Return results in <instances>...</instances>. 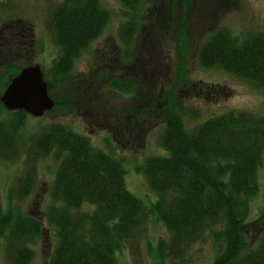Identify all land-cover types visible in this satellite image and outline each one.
<instances>
[{
  "label": "trees",
  "instance_id": "16d2710c",
  "mask_svg": "<svg viewBox=\"0 0 264 264\" xmlns=\"http://www.w3.org/2000/svg\"><path fill=\"white\" fill-rule=\"evenodd\" d=\"M118 1L125 12L118 39L126 46L140 17L141 0ZM158 16L147 15L150 25ZM171 17L163 20H167L168 29L174 27L180 47L184 22L180 21L176 29ZM108 18L100 0H62L53 6L47 29L58 51L43 75L53 100L52 108L45 113L74 107L82 117L86 114V122H94L88 118L94 113L89 87H75L69 73L75 58L101 33ZM0 27L23 33L17 42L0 44V64L3 59L12 62L5 64L0 76L1 93L12 76L32 63L27 60L31 55L29 26L16 20L0 23ZM16 53L22 60L19 67L13 65ZM123 55L129 60L131 49L126 47ZM196 61L204 69H219L254 83L264 97V32L240 37L225 27H214L197 45ZM179 70L173 79L178 87L175 96L168 91L162 103H155L157 94H147L145 109L143 99L142 107L136 104L132 109H122L124 118L116 114V127L106 131H116L118 141L125 136L121 141L131 152L129 143L144 140L140 134L146 119L153 114L161 116L157 143L164 153L146 156L136 167L156 195L149 207L126 189L123 163L128 158L118 155V147L112 146L106 136L103 147H96L87 135L60 122H50L26 135L24 125L30 115L23 110H7L0 103V160H13L20 153L25 156L24 172L14 190L7 193L6 207H0V239L8 264H28L32 258L30 245L40 237L39 222L13 210L11 196L22 200L34 191L37 162L49 155L56 161L47 188L51 204L43 213L55 235L49 264H117L119 253L143 236L151 217L167 232V240L161 239L153 247L159 259L183 261L190 246L208 232L214 250L211 264H264V229L251 246L243 233L250 216V200L258 192L257 172L264 162V116L230 110L202 117L194 108L189 115L198 120L184 126L177 111V95L195 89L196 95L204 92L214 96L217 88L206 82L185 83L182 64ZM131 77L110 79L107 86L123 95L132 94L136 80ZM60 88L63 96H58ZM54 90L58 95L50 94Z\"/></svg>",
  "mask_w": 264,
  "mask_h": 264
},
{
  "label": "rangeland",
  "instance_id": "374dc122",
  "mask_svg": "<svg viewBox=\"0 0 264 264\" xmlns=\"http://www.w3.org/2000/svg\"><path fill=\"white\" fill-rule=\"evenodd\" d=\"M61 1L0 0V23L21 20L31 29V35H29L31 55L27 60L36 64L44 76L58 51L51 41L47 22L53 6ZM185 1L141 0L138 12L140 17L134 34L130 38V43L124 46L118 39L119 28L125 20L124 10L118 0H100L102 6L108 11L109 18L101 33L75 58L69 73L75 87L81 88L84 84L89 87L94 102L92 107L94 109L91 108V110L94 113L88 118H92L94 122L90 125L86 122V114L82 117L74 107H71L54 109L40 117L28 116L24 125V133L27 135L50 122H60L70 129L87 135L96 147H103L102 139L106 136L112 146L118 147L116 153L128 158L123 163L126 170L124 178L126 189L147 207L153 203L156 195L147 187L145 178L136 170V167L141 164L144 157L164 153L157 143V136L162 129V118L160 115L153 114L146 119L145 135L144 132L140 134L144 140L129 143L127 145V148L131 149L129 152L124 149V142L121 141L125 136L120 137L118 141L116 131L106 134L110 127H116L113 122L116 114L124 116L122 109H132L136 107V104L142 107L143 100L145 109L148 104L147 94H157L158 99L155 103H162L168 91L175 96L178 87L173 85V79L177 77L180 71L179 65L182 64L184 73L182 80L185 83L206 82L217 88V95L214 96L205 95L204 92L196 95L195 89L183 91L177 95L178 107H180L177 111L184 126L190 127L198 120L189 115L194 108L199 109L202 117L219 115L230 110L248 111L264 116V97L257 85L219 69H204L196 61L197 45L214 27H225L232 34H238L240 37L264 32V0ZM147 15H159L158 20L154 22L157 25H150ZM167 15H172L176 29L180 21L184 22L185 27L180 35L182 44L180 47L176 43L177 34L175 35L174 27L168 29L167 20H163ZM126 47L131 49L129 60H125L123 55ZM14 58L15 67L22 65L21 57L17 53ZM6 63L12 62L2 60L0 76L4 73ZM131 75L136 80V87L132 94L123 95L108 88L107 82L110 79L130 78ZM63 91V88H60L57 92L59 95L55 90L50 94L63 96L65 93ZM152 101L154 96L150 103ZM143 112L141 110V115H144ZM24 158L25 156L20 153L13 160H0L1 208L6 207L7 193L9 190H14L16 180L24 172ZM55 166L56 161L50 155L39 160L34 191L22 200H17L14 194L11 196L10 205L13 210L32 216L40 225V237L30 245L32 258L28 264H49V254L55 243L54 229L43 216L45 209L51 204L47 188ZM257 183L258 192L250 200V216L243 228L246 242L250 246L254 244L259 232L264 229V162L258 169ZM145 228L140 239L129 243L119 253L117 264H211L214 250L208 232L201 235L190 246L183 261L169 257L162 260L156 257L153 247L159 240H167L166 230L152 217ZM0 264H8L2 239H0Z\"/></svg>",
  "mask_w": 264,
  "mask_h": 264
},
{
  "label": "water",
  "instance_id": "95a60500",
  "mask_svg": "<svg viewBox=\"0 0 264 264\" xmlns=\"http://www.w3.org/2000/svg\"><path fill=\"white\" fill-rule=\"evenodd\" d=\"M0 103L7 110H23L40 117L53 106L42 71L36 64L22 67L12 76L2 92Z\"/></svg>",
  "mask_w": 264,
  "mask_h": 264
},
{
  "label": "flooded vegetation",
  "instance_id": "af4514ba",
  "mask_svg": "<svg viewBox=\"0 0 264 264\" xmlns=\"http://www.w3.org/2000/svg\"><path fill=\"white\" fill-rule=\"evenodd\" d=\"M21 36L23 37V33L19 32V31H15V30H12V32L10 31H7L5 30L4 27H0V44L1 45H4L5 42H10L11 40H14L17 42V38ZM21 45V41H18V48L20 47ZM2 50V49H0ZM3 53V50L1 52V54ZM0 54V55H1Z\"/></svg>",
  "mask_w": 264,
  "mask_h": 264
}]
</instances>
